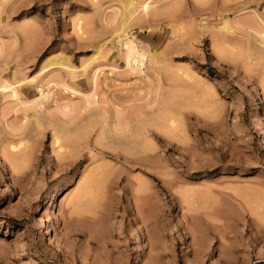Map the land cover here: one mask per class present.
I'll return each mask as SVG.
<instances>
[{
  "label": "rangeland",
  "instance_id": "374dc122",
  "mask_svg": "<svg viewBox=\"0 0 264 264\" xmlns=\"http://www.w3.org/2000/svg\"><path fill=\"white\" fill-rule=\"evenodd\" d=\"M121 1L0 0V264H264V0Z\"/></svg>",
  "mask_w": 264,
  "mask_h": 264
},
{
  "label": "bare ground",
  "instance_id": "6f19581e",
  "mask_svg": "<svg viewBox=\"0 0 264 264\" xmlns=\"http://www.w3.org/2000/svg\"><path fill=\"white\" fill-rule=\"evenodd\" d=\"M167 1V0H166ZM181 0H179V2H180ZM152 2V1H151ZM151 2L150 1H148V0H122L121 1V3L123 4L122 6H121V3H120V6L122 7V12H123V10L125 11V13H123V14H125L124 16H127L128 17V15H130L132 12L131 11H133V10H135V11H137L138 10V8L139 9H141L142 8V11L141 10H139L140 12L138 13V15L139 14H141V15H143L142 13H146V14H149L150 13V11H152V12H154V10H152V4H151ZM175 2V1H174ZM177 3H178V1H176ZM176 2H175V4H176ZM119 3V2H118ZM164 3V2H163ZM172 3V2H171ZM182 2H180V4H181ZM174 4V5H175ZM157 6V5H156ZM161 6V5H160ZM177 6V5H176ZM158 7V6H157ZM162 7H163V5H162ZM181 7V6H180ZM168 8V7H167ZM169 8H171V4H170V7ZM176 8V7H175ZM179 8V7H178ZM153 9H157L155 6L153 7ZM180 9V8H179ZM164 10V9H163ZM166 10V9H165ZM164 10V11H165ZM170 10V9H169ZM168 10V11H169ZM158 11V10H157ZM157 11L155 12V14H157ZM160 11H162V10H160V8H159V11H158V14H159V12ZM129 12H130V14H129ZM138 12V11H137ZM142 12V13H141ZM171 12V11H170ZM126 13H128V15L126 14ZM134 13H136V12H133L132 14H134ZM173 13V12H172ZM117 14V13H116ZM132 14H131V16H132ZM169 14V13H168ZM168 14H167V16H168ZM118 15V14H117ZM134 15H136V14H134ZM133 15V16H134ZM141 15H139L137 18H139ZM161 15H162V13H161ZM155 17H157L156 15H155ZM129 18H130V16H129ZM129 18L127 19V20H129ZM142 18V17H141ZM123 19V18H122ZM140 19V18H139ZM243 18H241V20H242ZM127 20H126V18H125V21L127 22ZM227 20V19H226ZM238 20L240 21V22H238ZM239 18L236 20V22L234 21V19H233V21L235 22H230L229 21V19L227 20V21H224L225 22V24H224V27H223V30H222V32L221 31H217L216 33H218L219 35H221L219 32H221L222 33V35L221 36H227L225 39L223 38V37H218L217 38V40H218V42L219 43H217V46L218 45H223V44H225V46H226V44H228L229 45V47H230V45L232 46H234V47H238V48H240L241 46V43H242V38H244V37H242V35L240 36V34H239V32H241L239 29H241V30H243L242 32H244V30H245V33H243V34H246V30H252L253 29V31L254 32H257V31H262L261 33H259V32H257V34H259V35H263L264 36V29H261V27L259 28V26L260 25H258V22H256L257 23V27H254V24L253 23H251V21L248 19V21H241ZM245 20V19H244ZM125 23V22H124ZM255 23V22H254ZM260 23V22H259ZM250 24V25H249ZM264 24V23H263ZM121 25H123V24H121ZM125 25H127V24H125ZM123 27V26H122ZM125 27V26H124ZM257 28L256 30L254 29V28ZM178 29V28H177ZM116 30V29H115ZM176 30V29H175ZM239 30V31H238ZM250 33V32H249ZM248 33V34H249ZM224 34V35H223ZM212 35H214V34H212ZM224 36V37H225ZM246 36H247V34H246ZM216 37V36H215ZM228 37H231V38H229L228 39ZM222 38L224 39L223 41H222V43H221V40H222ZM248 38V37H247ZM246 38V39H247ZM251 38H253V37H251ZM251 38H248L249 40H247L248 41V43H249V41L251 40ZM121 39H123V37L121 38ZM254 39V38H253ZM216 40V39H215ZM214 40V41H215ZM216 40V41H217ZM230 40V41H229ZM234 40V41H233ZM123 41V40H122ZM215 41V42H216ZM246 41V40H245ZM255 41V40H254ZM221 43V44H220ZM231 43V44H230ZM246 43V42H245ZM252 43H253V41H252ZM214 44V43H213ZM247 44V43H246ZM125 45L128 47V51L126 52L127 53V56L126 57H128L127 59L130 61L128 64L130 65V63L132 62V61H143V59L145 58V52H143V51H140V50H138V49H136L135 48V44H134V42H133V40H130L129 38L128 39H126L125 40ZM214 45H216V44H214ZM243 45H244V43H242V49H243ZM217 46H214V49L216 48L217 49ZM224 46V45H223ZM244 46H246V45H244ZM233 48V47H232ZM237 48V49H238ZM221 49H222V47H221ZM224 49H226V52L225 53H227L228 51H227V49H228V47L226 46V48L224 47ZM229 50V49H228ZM216 51V50H215ZM218 51V50H217ZM243 51V50H242ZM242 51H239V55H240V52H242ZM244 51H246V50H244ZM221 52V51H220ZM261 52V51H260ZM260 52H257L258 54L260 53ZM254 53V52H253ZM156 54V53H155ZM234 54V53H233ZM237 54V53H236ZM242 54H243V52H242ZM249 54H251V53H249ZM255 54H256V52H255ZM261 54H262V52H261ZM260 54V55H261ZM160 55V54H159ZM246 55H247V53H246ZM254 55V54H253ZM156 56V55H155ZM237 56H238V54H237ZM241 56V55H240ZM255 56V55H254ZM263 56V55H262ZM246 57V56H245ZM264 57V56H263ZM140 59V60H139ZM247 59V58H246ZM248 59H249V57H248ZM253 60V59H252ZM260 60H262V59H260ZM134 69V68H133ZM10 83V82H9ZM11 84V83H10ZM5 85H6V83H5ZM8 85V84H7ZM9 86V85H8ZM11 86H13V85H11ZM4 88H8V87H4ZM13 88V87H12ZM15 92H17L16 91V87H14V89H13ZM92 96V95H91ZM91 96H89V98L91 97ZM95 96H93V98H94ZM88 98V97H87ZM170 98V97H169ZM169 98H168V100H169ZM172 98L173 97H171L170 99L171 100H167L168 101V103L170 102V101H172ZM165 99H167V98H165ZM164 99V100H165ZM174 99V98H173ZM87 100V99H86ZM90 99H88V101H89ZM92 100V99H91ZM166 101V100H165ZM174 102V101H173ZM98 103V102H97ZM176 103V102H175ZM93 104V103H92ZM124 114V113H123ZM136 115H137V112L135 113ZM135 114H134V116H135ZM139 114V113H138ZM120 114H118V116H119ZM117 116V117H118ZM137 116H141L142 117V115H137ZM126 117V116H125ZM138 117V118H139ZM133 118V117H132ZM137 118V117H136ZM122 119V120H121ZM120 119V121H118V122H122V123H124V121H125V119H123V117ZM127 120H128V118H126ZM141 119V118H140ZM108 120V119H107ZM125 121V123H124V125H122V126H120V129H121V127H122V129L120 130V132H121V134L124 132V127H125V129H126V127L128 128V127H130V125L127 123L128 121H130V119L128 120V121ZM142 120V119H141ZM143 120H144V117H143ZM57 121H59V120H57ZM135 121H137V120H135ZM150 122H152L151 121V119L149 120ZM49 122V121H48ZM141 121H139V123H140ZM37 123V122H36ZM40 122H38L37 124H39ZM55 122H53V124H54ZM60 123V122H59ZM73 123V122H72ZM97 123V122H96ZM108 123V122H107ZM138 123V122H137ZM142 123V122H141ZM146 123V122H145ZM148 123V122H147ZM146 123V124H147ZM51 124V123H50ZM56 124V123H55ZM61 124H62V121H61ZM117 124V123H116ZM144 124V123H143ZM36 125V124H35ZM118 125V124H117ZM132 125V124H131ZM137 126H138V124H136ZM152 125H155V124H152ZM38 127L40 126V125H37ZM62 126V125H61ZM66 126V125H65ZM64 126V129L61 127V129L62 130H67V129H65L66 127ZM71 126V125H70ZM10 127V126H9ZM60 127V126H59ZM67 127L68 128H70L71 129V127H69L68 125H67ZM85 127V129L84 130H80V134L79 133H77V138L76 139H83L85 136L84 135H86L87 136V134L89 133V130L88 129H86V126H84ZM91 127V126H90ZM89 127V128H90ZM142 127H144V126H142ZM13 128H15V127H13ZM23 128V127H22ZM34 128H36V127H34ZM76 128V127H75ZM94 128V127H93ZM115 128V130H116V126L114 127ZM118 128V127H117ZM135 128V127H134ZM138 128H139V126H138ZM38 129V128H37ZM72 129H74V128H72ZM77 129V128H76ZM91 129V128H90ZM133 129V128H132ZM23 130V129H22ZM31 130V129H30ZM75 130V129H74ZM74 130H71L72 132H74ZM88 131V133H87V131ZM112 130V129H111ZM115 130H112L111 132H113V131H115ZM15 131H18V129L17 130H15ZM20 131H21V129H20ZM32 131H35V129L33 130L32 129ZM32 131H30V132H32ZM58 131V130H57ZM83 131H86V133L84 134L83 133ZM109 131V130H108ZM137 131H139V130H136L135 131V133L137 132ZM29 132V133H30ZM60 132V131H59ZM69 130H67V133L66 132H64V133H66V134H72V132H70ZM77 132V131H76ZM116 133H117V130L115 131ZM17 133V132H16ZM22 133V132H21ZM54 133L56 134L55 135V137H56V142L59 144V141L62 139L63 140V138H61L62 137V135H58V133H56L55 131H54ZM61 133V132H60ZM64 133H62V134H64ZM114 133V132H113ZM127 133H129V131H127ZM141 133V132H140ZM22 134H24V133H22ZM31 134V133H30ZM75 134V133H74ZM124 134V133H123ZM138 134H139V132H138ZM19 135V134H18ZM128 135V134H127ZM76 136V135H75ZM83 136V137H82ZM120 136V135H119ZM130 136V135H129ZM129 136H126L125 138H127V137H129ZM132 136L134 137V134H132ZM74 137V136H73ZM13 138V137H12ZM86 138V137H85ZM116 138V137H115ZM124 138V137H123ZM130 138V137H129ZM74 139H75V137H74ZM118 139H120V138H118ZM65 140H67V138H65ZM72 140V139H71ZM121 140V139H120ZM127 140V139H126ZM73 141V140H72ZM77 141V140H76ZM124 141V140H123ZM66 143V142H65ZM137 143V142H136ZM109 144V143H108ZM107 144V145H108ZM115 144H117V143H115ZM75 145V144H74ZM110 145V144H109ZM124 145V144H123ZM139 145V144H138ZM16 146V145H15ZM18 146V145H17ZM113 146V145H112ZM121 146V145H120ZM127 146H128V144H127ZM136 146V145H135ZM61 147H63V146H61L60 145V148ZM129 147H130V145H129ZM113 148H115V145H114V147ZM147 148V147H146ZM17 149V148H16ZM129 149V148H128ZM149 149V148H148ZM130 150V149H129ZM144 150H146V149H144ZM143 150V151H144ZM150 150V149H149ZM140 153H143V151H140V150H138ZM134 154H135V152H133ZM132 153V154H133ZM137 153V152H136ZM144 153H147V152H144ZM80 197V196H79ZM47 232L49 233V229L47 228Z\"/></svg>",
  "mask_w": 264,
  "mask_h": 264
}]
</instances>
